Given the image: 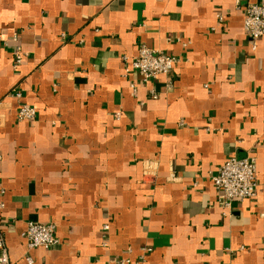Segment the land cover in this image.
Returning a JSON list of instances; mask_svg holds the SVG:
<instances>
[{
  "label": "crops",
  "instance_id": "obj_1",
  "mask_svg": "<svg viewBox=\"0 0 264 264\" xmlns=\"http://www.w3.org/2000/svg\"><path fill=\"white\" fill-rule=\"evenodd\" d=\"M258 1L0 0V227L16 264H115L145 245L146 264H264V37L253 49L244 32ZM143 43L181 58L157 99L124 75ZM15 89L35 121L17 120ZM233 155L256 158L257 197L225 210L211 176ZM30 221L60 243L29 249Z\"/></svg>",
  "mask_w": 264,
  "mask_h": 264
},
{
  "label": "built area",
  "instance_id": "obj_2",
  "mask_svg": "<svg viewBox=\"0 0 264 264\" xmlns=\"http://www.w3.org/2000/svg\"><path fill=\"white\" fill-rule=\"evenodd\" d=\"M219 19L222 21L223 17L220 15ZM244 32L252 41L253 49H256V42L264 37V1L248 3L245 6ZM175 40L184 47L187 46V42L182 41L181 38L177 37ZM24 56L25 53L18 46L13 58V67L15 69L20 67ZM123 59L124 61H129L130 58L124 55ZM180 62V57L165 53L143 43L137 55L132 57L130 66L125 68L124 75L128 77L132 72H135L143 84L149 85L152 83L148 92L152 98L157 99L159 93L153 85L154 80L160 75H171L176 65ZM171 84L172 81L169 80L168 85L171 86ZM130 86L132 93L136 95L138 93L137 82H132ZM10 96L18 101V121L32 122L36 120V108L21 100V91L15 89ZM149 172L147 171L146 173ZM211 179L218 190L220 206L225 210H230L235 201L257 197V160L252 156L244 158L234 155L230 156L218 168L216 173L211 176ZM0 207H3V204H0ZM104 229H109L108 223L104 225ZM22 234L28 241L29 249L37 247L53 248L60 243V239L56 235V224L53 221L46 223L30 221ZM152 251L153 247L145 245L141 247V253L137 258L123 257L118 259L115 264H146L147 257ZM27 260L32 263L30 257ZM0 264H16L10 257L3 227H0Z\"/></svg>",
  "mask_w": 264,
  "mask_h": 264
}]
</instances>
